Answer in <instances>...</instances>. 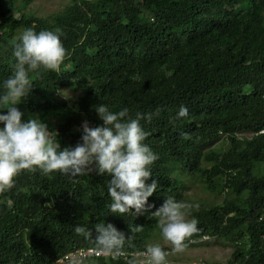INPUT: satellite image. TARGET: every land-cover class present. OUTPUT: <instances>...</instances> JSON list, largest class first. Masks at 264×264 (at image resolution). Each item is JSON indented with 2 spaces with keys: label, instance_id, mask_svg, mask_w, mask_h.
Returning <instances> with one entry per match:
<instances>
[{
  "label": "trees",
  "instance_id": "obj_1",
  "mask_svg": "<svg viewBox=\"0 0 264 264\" xmlns=\"http://www.w3.org/2000/svg\"><path fill=\"white\" fill-rule=\"evenodd\" d=\"M31 1L0 0V81L26 28L59 29L66 57L58 72L30 74L20 110L38 114L61 148L80 142L84 121L102 124L100 103L127 107L131 118L140 113L144 143L158 154L146 182L156 179L158 189L143 215L114 214L107 174L22 170L0 192V264H55L96 248L77 224L111 223L126 238L120 251H144L154 238L165 241L149 213L167 197L197 205L188 209L199 230L187 247L207 236L232 247L226 263L264 264V0H72L48 17L20 12L18 4ZM65 89L74 93L71 104ZM182 105L187 115L178 116ZM220 140L225 147L212 149ZM198 182L222 201H188Z\"/></svg>",
  "mask_w": 264,
  "mask_h": 264
},
{
  "label": "clouds",
  "instance_id": "obj_2",
  "mask_svg": "<svg viewBox=\"0 0 264 264\" xmlns=\"http://www.w3.org/2000/svg\"><path fill=\"white\" fill-rule=\"evenodd\" d=\"M12 56L15 63L11 74L0 81V192L11 189L22 170L38 169L44 174L58 171L68 176L95 170L110 177L106 184L110 213L131 212L137 216L148 212L153 207L148 197L158 189V182L146 181L152 175L151 165L158 154L144 143L146 133L140 124L141 114L131 118L127 107L111 111L100 103L95 111L102 124L90 127L84 121L80 142L61 148L56 131L38 114L25 118L17 107L33 87L30 74L41 69L58 72L66 57L60 30L26 28L13 41ZM60 94L68 98L63 91ZM177 115H187V108L182 105ZM196 206L167 197L149 213L158 218L160 234L175 252H183L187 239L199 230L195 217H188V209ZM74 231L85 238L92 237L98 254L119 253L126 239L123 232L105 222L93 228L77 224ZM140 255L143 259L133 258L128 264H168L167 252L158 243L147 245Z\"/></svg>",
  "mask_w": 264,
  "mask_h": 264
},
{
  "label": "rangeland",
  "instance_id": "obj_3",
  "mask_svg": "<svg viewBox=\"0 0 264 264\" xmlns=\"http://www.w3.org/2000/svg\"><path fill=\"white\" fill-rule=\"evenodd\" d=\"M71 1L72 0H32L25 5L24 3H19L18 6L20 8V12L31 13L40 17H48L51 14L61 11L64 6L69 4ZM63 94H68V98H66V100L69 101V104H71L74 98V93L71 90L65 89L63 90ZM17 107L21 109L19 104ZM225 143L226 142L224 140H220L212 146V149L220 150L222 147H225ZM185 196L188 201H194L195 203L200 201L209 204H218L223 199L222 196L217 197L213 193L208 192L199 182L191 185L190 189L185 193ZM156 243L170 248V254L168 255L167 260L170 264L187 263L198 260L227 262L232 253V247L227 244L223 245V241L216 240L214 238L204 240L195 246L186 247L183 252H175L172 250L171 244L166 241L159 240L158 238H154L151 241V244Z\"/></svg>",
  "mask_w": 264,
  "mask_h": 264
},
{
  "label": "built area",
  "instance_id": "obj_4",
  "mask_svg": "<svg viewBox=\"0 0 264 264\" xmlns=\"http://www.w3.org/2000/svg\"><path fill=\"white\" fill-rule=\"evenodd\" d=\"M261 131L260 133H262ZM208 237L204 236L202 237L198 242H202L204 240H207ZM143 251L140 252H123L119 251V253H116L114 255H105V254H98L96 251V248H84V249H77L72 252L64 254L62 257H60L58 260L55 261V264H86L87 260L95 259V258H118L125 262H129L130 259H137L138 261L143 259V257L140 255ZM167 252V258L170 254L169 250H166ZM170 264V263H168ZM177 264H229L226 262H210L206 260H198V261H192L187 263H177ZM230 264H238L237 262L230 263Z\"/></svg>",
  "mask_w": 264,
  "mask_h": 264
}]
</instances>
